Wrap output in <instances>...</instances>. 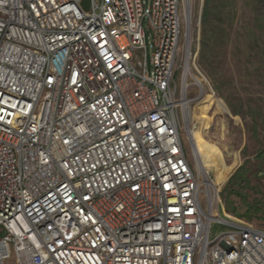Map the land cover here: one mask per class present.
Returning <instances> with one entry per match:
<instances>
[{"label": "built area", "instance_id": "built-area-1", "mask_svg": "<svg viewBox=\"0 0 264 264\" xmlns=\"http://www.w3.org/2000/svg\"><path fill=\"white\" fill-rule=\"evenodd\" d=\"M193 2L0 0V264H264L185 148Z\"/></svg>", "mask_w": 264, "mask_h": 264}, {"label": "rangeland", "instance_id": "rangeland-1", "mask_svg": "<svg viewBox=\"0 0 264 264\" xmlns=\"http://www.w3.org/2000/svg\"><path fill=\"white\" fill-rule=\"evenodd\" d=\"M233 21L229 25L226 44L211 60V70L199 63L206 77L203 95L193 88L188 98L200 96L188 104L187 114H181V131L191 163L198 168L190 131L210 141L220 151L221 176L217 184V211L225 219L252 224L264 229V31L259 27V2L228 0ZM204 0L193 2V29L201 34V13ZM264 7V0L261 1ZM175 80L180 81V68L175 69ZM200 94V95H199ZM210 101L211 126L198 118L199 104ZM207 127V125H206ZM191 128V129H190ZM259 154V156H258ZM249 178L242 189L232 179L236 173ZM204 188L205 185L203 184ZM240 190L242 194H237ZM206 204V200H204ZM258 207L252 219L239 214ZM232 226L213 222L211 238ZM5 264H18L12 254Z\"/></svg>", "mask_w": 264, "mask_h": 264}, {"label": "trees", "instance_id": "trees-1", "mask_svg": "<svg viewBox=\"0 0 264 264\" xmlns=\"http://www.w3.org/2000/svg\"><path fill=\"white\" fill-rule=\"evenodd\" d=\"M258 1L259 7V27L264 31V7L261 6L262 0ZM232 6L228 0H204L202 13H201V34H200V50H199V63L207 69H213L210 63L222 47L226 44L229 35V25L233 21ZM217 53V54H216ZM264 153V151H263ZM259 156V154H258ZM234 178V179H233ZM235 186H240L241 189L248 185L249 178H246L239 172L232 177ZM237 194H242L237 190ZM259 208H248L245 213L239 214L241 217L252 219L258 216Z\"/></svg>", "mask_w": 264, "mask_h": 264}, {"label": "bare ground", "instance_id": "bare-ground-1", "mask_svg": "<svg viewBox=\"0 0 264 264\" xmlns=\"http://www.w3.org/2000/svg\"><path fill=\"white\" fill-rule=\"evenodd\" d=\"M197 82L200 84L203 82L201 77L196 76ZM203 87H202V95H203ZM184 107L187 105L186 101L183 102ZM210 101L204 102V97L200 101L198 106L199 114L198 118L200 120H205V128L206 130L210 128L211 122L207 124L210 119ZM187 108L185 113L187 114ZM207 125V127H206ZM191 129V128H190ZM190 138L193 143L194 152L197 160L198 169L204 177V182L208 185L213 184L217 185L221 176V167H220V151L214 146L210 141H206L202 137L190 131Z\"/></svg>", "mask_w": 264, "mask_h": 264}, {"label": "flooded vegetation", "instance_id": "flooded-vegetation-1", "mask_svg": "<svg viewBox=\"0 0 264 264\" xmlns=\"http://www.w3.org/2000/svg\"><path fill=\"white\" fill-rule=\"evenodd\" d=\"M262 173L264 174V171H262Z\"/></svg>", "mask_w": 264, "mask_h": 264}]
</instances>
